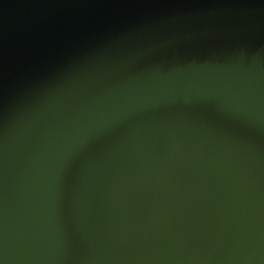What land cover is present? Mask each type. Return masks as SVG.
<instances>
[{
  "label": "water",
  "instance_id": "obj_1",
  "mask_svg": "<svg viewBox=\"0 0 264 264\" xmlns=\"http://www.w3.org/2000/svg\"><path fill=\"white\" fill-rule=\"evenodd\" d=\"M0 264H264V0H0Z\"/></svg>",
  "mask_w": 264,
  "mask_h": 264
}]
</instances>
